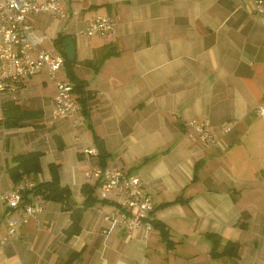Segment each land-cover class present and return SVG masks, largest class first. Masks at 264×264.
Segmentation results:
<instances>
[{"label":"crops","instance_id":"0c3cea01","mask_svg":"<svg viewBox=\"0 0 264 264\" xmlns=\"http://www.w3.org/2000/svg\"><path fill=\"white\" fill-rule=\"evenodd\" d=\"M62 1L66 20L43 10L27 15L44 35L38 47L55 48L63 31L79 62L111 53L95 68L74 66L92 95L82 119L54 113L45 71L21 85L14 102L40 114L21 126L0 124V195L24 177L15 182L5 171L11 157L38 151L41 170L28 176L35 183L50 180L56 165L70 206H81L84 184L100 198L91 171L102 167L99 158L82 152L95 133L106 166L139 176L166 239L156 227L128 230L117 190L84 208L70 236L72 209L30 196L40 211L2 243L6 216L21 219L23 210L0 201V264H264V117L255 110L264 97V4L257 11L243 0ZM98 14L114 19L112 31L77 34ZM57 76L70 81L63 66ZM193 120L216 142L201 140ZM232 242L234 260L220 255Z\"/></svg>","mask_w":264,"mask_h":264},{"label":"built area","instance_id":"2783aa9c","mask_svg":"<svg viewBox=\"0 0 264 264\" xmlns=\"http://www.w3.org/2000/svg\"><path fill=\"white\" fill-rule=\"evenodd\" d=\"M254 10L263 9L264 0H243ZM47 11L60 20L68 18V7L62 0H0V121L4 118V103L14 101L21 85L30 77L45 71L48 79L54 84V113L58 116L75 115L80 119L82 107L73 93V84L65 79H59L57 73L63 66V57L55 49L50 51L39 48L44 35L39 33L28 19L27 15L36 11ZM115 21L107 15L98 14L88 21L77 34L89 37L94 33H108L113 30ZM256 113L264 117V97L256 107ZM201 140L215 143L213 133L207 124L193 120L189 123ZM229 127H225L228 131ZM86 156H97L95 146L83 149ZM92 174L99 180L98 196L106 198L113 191L120 193L119 205L121 216L119 221L128 229H141L146 235L152 228L151 216L155 207L152 197L143 189V183L135 174H125L121 169L111 166H96ZM35 182L24 176L17 184L12 185L0 195L2 205L7 209L21 207V219L6 216L7 224L5 239L14 235L22 223L40 211L38 204L26 202L25 191L35 186ZM112 224L117 218L111 216Z\"/></svg>","mask_w":264,"mask_h":264},{"label":"trees","instance_id":"16d2710c","mask_svg":"<svg viewBox=\"0 0 264 264\" xmlns=\"http://www.w3.org/2000/svg\"><path fill=\"white\" fill-rule=\"evenodd\" d=\"M69 37V33H65L63 31H59L57 33L56 37L53 39V45L56 48V50L62 55L63 57V67L66 71V76L70 79V81L73 84V92L77 95V100L80 102L82 107V112L84 115L87 114V102L90 98H92V95L89 91L84 90V81L80 79L76 73L74 72V66L77 63L83 64L85 66L90 67H97V62L99 63L102 57L105 56L108 53H111L110 51H107L100 55L97 59H90L85 61H77L75 58L74 60L70 61L66 58V55L64 53V47H63V41ZM38 114H40V111L35 110H27L21 108L18 104H16L14 101L5 102L4 103V118L2 120V123L6 127H16L21 126V124L28 119H32L36 117ZM93 141L94 146L98 150V158L100 161V165L106 166V159L109 156L105 149L104 141L101 137L93 134ZM40 156L41 153L38 151H30L25 153H19L11 157L10 163L12 164H5V171L8 173L9 177L12 181H18L23 176H36L38 172H40ZM56 165H50V170L52 173V178L47 181H41L37 182L34 187H32L30 190L25 191V194L23 195V198L26 202L31 201L30 195L33 194V196H41L45 200H53V201H59L65 204L67 208L72 209L71 213V225L67 230V236H70L72 233H77L80 229V216L81 211L92 205L93 203L97 201H104L103 198H98L96 195L93 194L92 188L89 186V184H84L82 186L83 191V201L80 207H72L70 206L71 202V196H70V190L67 186H64L60 183L58 178V172L56 169ZM175 201L182 202L184 199L181 195H178ZM120 207V205H119ZM121 208V207H120ZM152 227L159 228L162 232V236L164 239H166V230L164 229V226L162 223L156 221V219H151ZM209 238H212L213 241L216 243L219 239L217 235H209ZM215 246V245H214ZM222 254L225 255L228 254L231 259H236L238 257V253L236 250V243H227L224 247V250L221 251ZM215 255V254H213ZM227 255V256H228ZM66 264V263H65Z\"/></svg>","mask_w":264,"mask_h":264},{"label":"water","instance_id":"95a60500","mask_svg":"<svg viewBox=\"0 0 264 264\" xmlns=\"http://www.w3.org/2000/svg\"><path fill=\"white\" fill-rule=\"evenodd\" d=\"M63 47H64V53L66 55V58L70 61L74 60L75 59V44H74V40L71 37V35H69V37L64 39ZM30 196L33 197V194H31Z\"/></svg>","mask_w":264,"mask_h":264}]
</instances>
